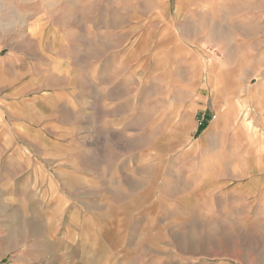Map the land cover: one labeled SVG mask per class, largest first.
<instances>
[{"label": "rangeland", "instance_id": "rangeland-1", "mask_svg": "<svg viewBox=\"0 0 264 264\" xmlns=\"http://www.w3.org/2000/svg\"><path fill=\"white\" fill-rule=\"evenodd\" d=\"M0 3V264H264V0Z\"/></svg>", "mask_w": 264, "mask_h": 264}, {"label": "crops", "instance_id": "crops-1", "mask_svg": "<svg viewBox=\"0 0 264 264\" xmlns=\"http://www.w3.org/2000/svg\"><path fill=\"white\" fill-rule=\"evenodd\" d=\"M2 64H3V61L0 59V69L3 67ZM4 101L11 105V104H15L16 103V98L12 94H10L7 97H5Z\"/></svg>", "mask_w": 264, "mask_h": 264}, {"label": "bare ground", "instance_id": "bare-ground-1", "mask_svg": "<svg viewBox=\"0 0 264 264\" xmlns=\"http://www.w3.org/2000/svg\"><path fill=\"white\" fill-rule=\"evenodd\" d=\"M1 4V3H0ZM243 107V106H242ZM242 109V108H241ZM222 114V113H221ZM240 116V115H239ZM249 116V114L248 113H246L245 114V121H246V126H247V128H248V126H249V129L251 130L252 128H251V122H248V120H247V117ZM217 118V117H216ZM236 123V122H235ZM243 127H244V125H243ZM214 129V125H212V127H211V130H213Z\"/></svg>", "mask_w": 264, "mask_h": 264}, {"label": "trees", "instance_id": "trees-1", "mask_svg": "<svg viewBox=\"0 0 264 264\" xmlns=\"http://www.w3.org/2000/svg\"><path fill=\"white\" fill-rule=\"evenodd\" d=\"M200 132V131H199Z\"/></svg>", "mask_w": 264, "mask_h": 264}]
</instances>
